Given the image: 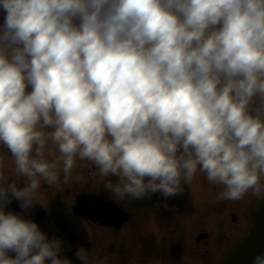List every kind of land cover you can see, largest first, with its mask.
I'll use <instances>...</instances> for the list:
<instances>
[{
	"label": "clouds",
	"instance_id": "clouds-1",
	"mask_svg": "<svg viewBox=\"0 0 264 264\" xmlns=\"http://www.w3.org/2000/svg\"><path fill=\"white\" fill-rule=\"evenodd\" d=\"M0 8V144L27 178L23 189L5 186L0 158V264H73L60 240L5 212L12 198L26 210L47 206L42 181L59 186L61 160L65 177L77 157L118 176L106 188L119 200L171 197L197 174L223 186L218 200L249 190L264 199V0H0ZM49 141L60 153L51 162ZM76 255L105 264L84 248ZM252 264H264V253Z\"/></svg>",
	"mask_w": 264,
	"mask_h": 264
},
{
	"label": "rangeland",
	"instance_id": "rangeland-1",
	"mask_svg": "<svg viewBox=\"0 0 264 264\" xmlns=\"http://www.w3.org/2000/svg\"><path fill=\"white\" fill-rule=\"evenodd\" d=\"M3 12L6 14L4 10ZM27 91H31V86ZM256 104L257 101L254 100L253 115ZM57 151V147L49 141L45 149V158L49 162L57 160L60 157ZM0 158L4 162L2 171L7 179L5 186L11 183L18 184L23 179L27 185L26 177L16 179L14 157L2 144H0ZM60 169L63 173L62 160ZM86 173H89L88 161L77 157L71 174L67 177L64 173L59 175L58 187L49 186L42 181L40 191L47 199V206H44L45 223L51 229L49 233L47 232L50 240L56 239V235L52 236L57 213L56 190L64 194V204L67 205L70 204L71 196L87 189V179L92 181V188L99 191L107 189L109 177L94 178L93 175L88 176ZM116 179L111 178L110 182L119 183L118 181L114 183ZM261 182L264 183V177ZM185 185L182 181L183 192L167 198L165 208L151 206L152 203L148 202L146 197L133 198L134 201L129 197L120 200L129 207L132 222L122 232L113 234L115 236L106 241L100 240L107 235L103 229L77 222L69 211L64 210L63 220L75 231L72 245L66 248L67 251L75 253V257L70 260L73 264H82L76 253L80 248H84L89 253L95 252L98 258L105 260V264H218L220 257L214 254V250L222 241L221 224L226 225L229 236L242 235L245 224L239 218L248 206L252 207L253 202L257 203L261 197L253 195L249 190L242 199L232 201L229 207L222 211L224 202L228 201L217 199L218 193L223 191L222 185L208 182L203 174H197L188 189ZM107 192L116 199L110 190ZM131 201L135 203L131 204ZM31 215L34 217V214ZM234 215L237 216L235 221L232 220ZM201 233L207 234L208 239L198 243L196 238Z\"/></svg>",
	"mask_w": 264,
	"mask_h": 264
},
{
	"label": "flooded vegetation",
	"instance_id": "flooded-vegetation-1",
	"mask_svg": "<svg viewBox=\"0 0 264 264\" xmlns=\"http://www.w3.org/2000/svg\"><path fill=\"white\" fill-rule=\"evenodd\" d=\"M59 153V151H57ZM60 154V153H59ZM88 165H89V173H86V175L89 176L90 175H93L94 178H98L100 177V175H98V168L96 167L95 164H93L92 162L88 161ZM62 171L61 169L59 168V175H62ZM109 177L108 178V181L110 182V179L111 178H114L116 179V181L114 183H116L117 181L120 182V178L116 175H109L107 176ZM16 179H22V176L21 177H17ZM87 179V178H86ZM92 181H90L89 179H87V189L86 190H81L79 193H75L73 196H71V200H70V204H67L65 205L64 204V194H61L59 191L56 190V192L58 193V197H57V204H56V210H57V213L55 215V223H54V226L52 227V233L54 235H56V239L57 240H60L62 242V251H61V254L65 257L66 253L69 252L67 251L66 248H69L71 245H72V241L73 239H75V236L73 235L75 231H73L71 229V227L63 220V211L66 210V211H69V213H71L74 218V220H76L77 222H81V223H85V224H88L90 226H94L98 229H103L104 230V233L107 234L105 236H103L100 240H108L110 239L111 237L115 236L113 234H118L120 232H122L131 222H132V215L129 211V207L126 205L123 204V201H120L119 199H115L114 197H112L110 195L109 192H107L108 190L105 189L104 191L101 190H96L95 188H92ZM117 184V183H116ZM18 188L20 189H23L24 187H26L27 185L25 184V181L23 179V181L21 180L18 184H16ZM184 185H185V182H184ZM188 186L189 184L186 183L185 187L188 189ZM84 195H88V196H95L96 198H99V201L102 202V201H112V202H115L118 206V208L121 210L119 211V214L122 218H124V214H128L129 215V221L128 222H121V220L118 221V223L116 224L117 226L115 227H112V226H104V225H100V224H96V223H93L91 221H85L77 216L74 215L73 213V210H74V207L77 203V199L80 197V196H84ZM132 201L133 198L129 197ZM167 198L166 197V200H164L163 202L161 203H156L155 201H153L150 196H146V199L148 200V202L152 203L151 206H155V207H160V208H165V202L167 201ZM15 198H12L10 203H8L7 207L5 208V212L7 213V210L8 208L10 207V205L15 202ZM131 201V204H134L135 202H132ZM226 201V200H225ZM232 202V200H228L227 202H224L223 206H222V211L226 210L227 207H229V204ZM39 203V202H38ZM39 205L41 206V208L45 211V218L43 221H39L37 222L36 224L39 226L40 230L43 231L46 236L48 237L47 235V232L49 233V231L51 230L50 229V226H48L46 223H45V219H46V210L44 209V205H42L41 203H39ZM255 206V202H253V205L251 207L248 206V208H246V210H244L242 213V217L239 218V220L241 222H243L245 224V230L243 232L242 235L240 236H237V237H233V235L229 236L228 233H227V229H226V225L223 226V224H221V227H220V238L222 237V241L221 243L218 245V247L216 248V250H214V254L217 256L219 255V259H222L223 256L226 254V252L235 244L237 243L239 240H241L248 232L249 230V227H250V212L251 210L254 208ZM221 211V212H222ZM30 214V216H28ZM31 214H34V217H32ZM114 217L116 218H120L117 213L115 215H113ZM21 217L24 218V219H27V220H31V221H35L36 218H37V213L35 211L34 208H30V209H23L22 213H21ZM121 218V219H122ZM237 219V216H233L232 220L235 221ZM119 227V228H117ZM109 232V233H108ZM222 232V233H221ZM203 234V233H201ZM201 234H198L197 238H196V241L198 243L202 242V241H198V238ZM100 237V235H99ZM73 238V239H72ZM49 239V237H48ZM208 239V238H207ZM207 239H205L207 241ZM50 240V239H49ZM203 240V241H205ZM74 253V252H73ZM7 255L10 257V258H15L17 253L14 252V251H11L9 250ZM74 257H75V253H74ZM219 264V263H218Z\"/></svg>",
	"mask_w": 264,
	"mask_h": 264
},
{
	"label": "water",
	"instance_id": "water-1",
	"mask_svg": "<svg viewBox=\"0 0 264 264\" xmlns=\"http://www.w3.org/2000/svg\"><path fill=\"white\" fill-rule=\"evenodd\" d=\"M5 15L0 10V26L4 23ZM150 177L145 178L147 183ZM159 183V181H157ZM157 201L163 200L162 192L151 194ZM79 200L78 206L75 208V213L85 219L99 222L101 224H110L112 218L110 203H99L93 197H84ZM113 207V203H111ZM96 207V208H94ZM32 208L37 213L35 223L43 221L45 218V211L41 208L38 202L34 203ZM23 208H21V201L15 200L7 210V213H13L21 216ZM127 217L124 219L127 221ZM114 220V219H113ZM112 220V221H113ZM114 222V221H113ZM205 236L200 237V239ZM264 253V200L251 213V229L246 238L237 243L226 255L222 264H252L253 258L257 254ZM61 256V255H60ZM73 254H69L72 258ZM62 258V256H61ZM46 264H51V259L46 261Z\"/></svg>",
	"mask_w": 264,
	"mask_h": 264
}]
</instances>
